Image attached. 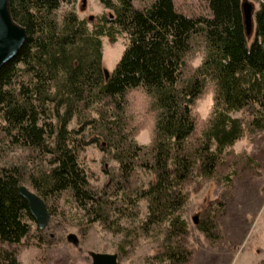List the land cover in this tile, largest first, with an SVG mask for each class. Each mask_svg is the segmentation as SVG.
Masks as SVG:
<instances>
[{
	"label": "trees",
	"instance_id": "obj_1",
	"mask_svg": "<svg viewBox=\"0 0 264 264\" xmlns=\"http://www.w3.org/2000/svg\"><path fill=\"white\" fill-rule=\"evenodd\" d=\"M69 1L8 0L25 37L0 66V142L25 150L29 164L0 165V241L17 243L29 232L26 218L32 217L17 191L25 181L45 203L65 195L87 223L114 231L122 230L121 217L137 216L144 199L138 228L144 235L161 233L158 259L190 264L193 248L182 217L186 187L194 182L197 191L196 177L220 185L194 220L214 245L222 230L212 204L224 208L233 178L259 174L255 160L232 146L264 132V0H255L248 36L241 0H207L206 15L179 12L173 0L142 7L133 0H99L111 14H99L91 27L72 8L58 12ZM119 33L127 43L104 76L100 36L114 41ZM195 53L200 60L190 65ZM207 88L211 108L199 121L192 106ZM135 89L147 96L152 116L146 144L135 141L137 127L126 112L127 94ZM72 119L76 127H68ZM98 141L117 171L94 189L79 153ZM137 169L151 174L146 185L136 182ZM47 210L53 213L52 206ZM0 264H18L12 249L0 248ZM251 264H264V257Z\"/></svg>",
	"mask_w": 264,
	"mask_h": 264
},
{
	"label": "rangeland",
	"instance_id": "obj_2",
	"mask_svg": "<svg viewBox=\"0 0 264 264\" xmlns=\"http://www.w3.org/2000/svg\"><path fill=\"white\" fill-rule=\"evenodd\" d=\"M149 1L133 0V4L142 7ZM248 1L254 10L257 2ZM173 3L177 11L187 15L209 14L207 0H173ZM68 8H72L78 17L84 18L88 27H91L99 14H111V10L104 8L99 0L61 2L57 10L60 12ZM100 42L101 67L106 76L113 69L127 38L124 33H119L114 41L100 36ZM199 60L200 54L195 53L189 63L196 65ZM211 103V91L207 88L192 106V112L199 121L206 118ZM147 104L148 98L141 90L128 92L126 112L131 125L137 127L134 135L137 143L146 144L150 138L152 116ZM76 126L74 119L68 124V127ZM88 132L89 129H84V134ZM99 142L85 145L79 153V162L94 189L102 188L117 171L116 161L106 150L101 149ZM232 147L235 151L244 149L255 160L259 174L248 173L233 178L230 182L232 193L224 208L221 210L212 204L211 212L222 230V238L214 245L206 243L195 228L194 220L202 205L216 196L220 185L208 178L196 177L195 181L199 182L197 191L192 190L194 182L186 187L188 195L182 208V217L188 228V244L193 248L190 264H251L264 257V132L250 140L243 137ZM0 148V165L19 164L27 167L29 164L25 150L8 147L2 142ZM136 173V182L146 185L151 174L138 169ZM22 184L33 191L27 182L23 181ZM45 204L46 207H53V213L49 214L42 229L36 227L33 219L26 218L30 227L26 236L17 243L0 241L1 249L14 251L18 264H90L88 251L116 253L117 257L118 250L129 247L125 256L117 257L118 264H164L157 257L162 250L161 233L150 231L144 235L138 228L139 221L145 215L144 199L138 200L137 216H123L119 219L123 227L121 231L106 229L97 221L87 223L81 210L65 195L57 202L48 201ZM69 234H73L75 242L67 239Z\"/></svg>",
	"mask_w": 264,
	"mask_h": 264
},
{
	"label": "water",
	"instance_id": "obj_3",
	"mask_svg": "<svg viewBox=\"0 0 264 264\" xmlns=\"http://www.w3.org/2000/svg\"><path fill=\"white\" fill-rule=\"evenodd\" d=\"M244 33L248 36L253 26V6L248 0L240 1ZM24 28L15 22L8 9V0H0V66L12 58L24 41ZM17 191L27 204L28 212L38 229H42L48 220L49 212L43 199L34 191L19 184ZM67 239L75 242L73 234ZM90 264H118L116 253L88 251Z\"/></svg>",
	"mask_w": 264,
	"mask_h": 264
}]
</instances>
